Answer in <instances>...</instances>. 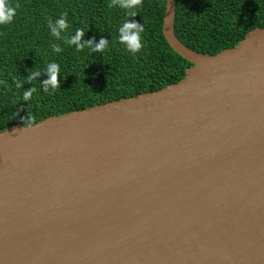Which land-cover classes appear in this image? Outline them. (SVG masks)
<instances>
[{"label":"water","instance_id":"1","mask_svg":"<svg viewBox=\"0 0 264 264\" xmlns=\"http://www.w3.org/2000/svg\"><path fill=\"white\" fill-rule=\"evenodd\" d=\"M157 91L0 130V264H264V27Z\"/></svg>","mask_w":264,"mask_h":264},{"label":"trees","instance_id":"2","mask_svg":"<svg viewBox=\"0 0 264 264\" xmlns=\"http://www.w3.org/2000/svg\"><path fill=\"white\" fill-rule=\"evenodd\" d=\"M19 5L9 25H0V130L35 124L49 116L82 110L106 102L160 90L181 80L191 66L175 53L163 36L166 0H141L130 17L110 0H7ZM66 12L68 27L61 39L51 36L53 23ZM143 25L142 48L132 55L119 42L124 21ZM264 27V0H177L175 33L189 48L214 55L238 44L248 32ZM84 31L80 43L107 41L100 52L76 51L65 44L75 30ZM60 52L54 53L52 45ZM59 66V87L45 92L46 65ZM32 71L36 80L25 82ZM21 83L16 88L13 80ZM29 87L36 91L22 100Z\"/></svg>","mask_w":264,"mask_h":264},{"label":"clouds","instance_id":"3","mask_svg":"<svg viewBox=\"0 0 264 264\" xmlns=\"http://www.w3.org/2000/svg\"><path fill=\"white\" fill-rule=\"evenodd\" d=\"M141 0H110L108 3V7H119L125 10V14L130 17H136L137 11L136 9L140 6ZM19 5L13 6L12 4L8 3L7 0H0V25H9L15 14L16 10ZM67 13L62 12L60 14V18L56 19L53 23L51 20L48 21V28L50 31L51 36L56 38L57 40L61 39V33L68 27V23L66 20ZM143 32V25L135 22L134 20L131 21H124L118 29L119 33V42L124 45L125 50L130 52L132 55L138 53L142 48V41H141V33ZM84 31L82 29L77 28L75 30L74 35L70 38H64V43L72 46L74 45L76 51H81L84 48H89L91 52H100L102 51L107 44V41L103 38L100 39L99 43L96 44L94 47L91 46V42L80 43L82 36L84 35ZM52 51L54 53H58L61 51L58 45H52ZM59 72V66L56 63H49L46 65V74L47 79L40 82L43 90L47 92L49 88L55 90L59 87L57 76ZM41 74L40 71H32L25 82H31L36 80ZM16 88L21 87V83L13 80ZM36 91L34 87H29L27 90H24L22 93V100L27 102L32 93ZM28 124L32 123V117H27ZM27 125H25V129Z\"/></svg>","mask_w":264,"mask_h":264}]
</instances>
